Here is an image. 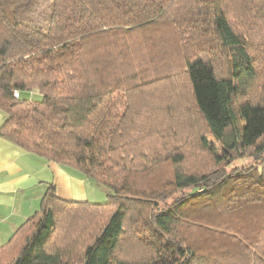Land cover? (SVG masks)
<instances>
[{
	"label": "trees",
	"instance_id": "16d2710c",
	"mask_svg": "<svg viewBox=\"0 0 264 264\" xmlns=\"http://www.w3.org/2000/svg\"><path fill=\"white\" fill-rule=\"evenodd\" d=\"M257 38L264 0H0V136L108 197L49 184L0 264H264Z\"/></svg>",
	"mask_w": 264,
	"mask_h": 264
},
{
	"label": "crops",
	"instance_id": "0c3cea01",
	"mask_svg": "<svg viewBox=\"0 0 264 264\" xmlns=\"http://www.w3.org/2000/svg\"><path fill=\"white\" fill-rule=\"evenodd\" d=\"M4 118L0 111V125ZM49 184L65 200L89 201L102 191L77 169L48 161L0 136V245L38 210Z\"/></svg>",
	"mask_w": 264,
	"mask_h": 264
},
{
	"label": "rangeland",
	"instance_id": "374dc122",
	"mask_svg": "<svg viewBox=\"0 0 264 264\" xmlns=\"http://www.w3.org/2000/svg\"><path fill=\"white\" fill-rule=\"evenodd\" d=\"M256 43H257V46L259 47V49L261 50L260 52L256 51L257 55L259 56V62H258L259 63V70L262 68L261 72H263L264 71V45H263V41H261L260 38H257ZM24 96L29 97V98L34 99V100H40L42 97L41 94L36 90L31 92L30 95L24 94ZM250 161H251V159L247 158V159H244L241 161H236V162H234L233 165L242 166L244 164H249ZM98 188H100V190H102V191H98L97 194H94L92 196V198L89 200V202L103 203V202L107 201L108 197H107L106 190L102 187H98ZM66 225H67V223L65 221L64 222L62 221V226L64 228Z\"/></svg>",
	"mask_w": 264,
	"mask_h": 264
},
{
	"label": "built area",
	"instance_id": "2783aa9c",
	"mask_svg": "<svg viewBox=\"0 0 264 264\" xmlns=\"http://www.w3.org/2000/svg\"><path fill=\"white\" fill-rule=\"evenodd\" d=\"M14 96L18 97V91H14Z\"/></svg>",
	"mask_w": 264,
	"mask_h": 264
}]
</instances>
